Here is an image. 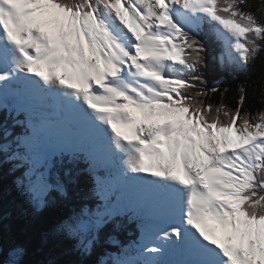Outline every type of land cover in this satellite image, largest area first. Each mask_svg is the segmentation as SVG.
<instances>
[{
  "label": "snow or ice",
  "instance_id": "6c2138e0",
  "mask_svg": "<svg viewBox=\"0 0 264 264\" xmlns=\"http://www.w3.org/2000/svg\"><path fill=\"white\" fill-rule=\"evenodd\" d=\"M257 62L264 0H0V264H264V68L209 84Z\"/></svg>",
  "mask_w": 264,
  "mask_h": 264
},
{
  "label": "trees",
  "instance_id": "16d2710c",
  "mask_svg": "<svg viewBox=\"0 0 264 264\" xmlns=\"http://www.w3.org/2000/svg\"><path fill=\"white\" fill-rule=\"evenodd\" d=\"M259 0H250V3L258 4ZM212 53V52H210ZM264 68V64L261 62H257V64L248 72L241 73L236 77H228L224 84H218L220 81L218 77L214 74L209 75V84L210 86L219 87L221 90L223 89H235L238 85L243 84L245 81H253L257 79L258 73L261 69ZM257 93L259 94V89H257ZM235 95V92H231L228 97H226V102L232 106L231 96ZM220 100L219 96L213 97V102H218ZM259 107V104L250 96V104L249 107ZM4 176H7L5 178ZM0 177H2V184L6 194V201L11 200L17 204L22 203V198L17 195L15 191L12 190V179L13 177L8 174V168L5 166L2 172H0ZM72 196L71 194H67L66 198H60L54 206L46 208L39 215V219L35 222V224H30L28 219L25 218H14L11 222V230L6 229L4 234V243L7 246L12 240L17 241H28L33 240L36 231L44 230L52 226L59 219L64 217L69 213V208L71 204ZM122 239H130L129 236H123ZM70 243L66 241H62L58 243L55 247V253L58 259L61 260H75L74 256L62 255L61 253L69 248ZM102 249H99L95 255L91 256L87 260V264H96V260L98 256L101 254ZM33 259H43V255H36L32 257Z\"/></svg>",
  "mask_w": 264,
  "mask_h": 264
},
{
  "label": "rangeland",
  "instance_id": "374dc122",
  "mask_svg": "<svg viewBox=\"0 0 264 264\" xmlns=\"http://www.w3.org/2000/svg\"><path fill=\"white\" fill-rule=\"evenodd\" d=\"M211 46H215V45L209 44V47H211ZM218 82H219L218 84H220V85L225 83V82H223V81H221V80L218 81ZM4 177L7 178V176H4Z\"/></svg>",
  "mask_w": 264,
  "mask_h": 264
},
{
  "label": "bare ground",
  "instance_id": "6f19581e",
  "mask_svg": "<svg viewBox=\"0 0 264 264\" xmlns=\"http://www.w3.org/2000/svg\"><path fill=\"white\" fill-rule=\"evenodd\" d=\"M215 48V46H211L209 47V51L213 53V49Z\"/></svg>",
  "mask_w": 264,
  "mask_h": 264
}]
</instances>
